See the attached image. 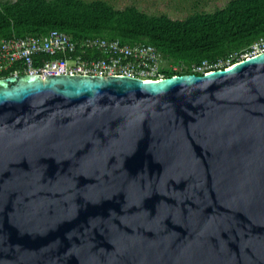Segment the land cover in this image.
Segmentation results:
<instances>
[{
    "label": "water",
    "instance_id": "1",
    "mask_svg": "<svg viewBox=\"0 0 264 264\" xmlns=\"http://www.w3.org/2000/svg\"><path fill=\"white\" fill-rule=\"evenodd\" d=\"M0 264H264V51L0 78Z\"/></svg>",
    "mask_w": 264,
    "mask_h": 264
},
{
    "label": "trees",
    "instance_id": "2",
    "mask_svg": "<svg viewBox=\"0 0 264 264\" xmlns=\"http://www.w3.org/2000/svg\"><path fill=\"white\" fill-rule=\"evenodd\" d=\"M192 4L186 16L173 18L147 13L132 3L116 8L107 0H0V40L58 30L75 40L148 43L182 68L178 73L166 70L171 76L193 73V66L203 61L213 65L230 54L234 63L264 35V0H228L213 11L203 10L198 1ZM15 67L0 72V78L12 75Z\"/></svg>",
    "mask_w": 264,
    "mask_h": 264
},
{
    "label": "built area",
    "instance_id": "3",
    "mask_svg": "<svg viewBox=\"0 0 264 264\" xmlns=\"http://www.w3.org/2000/svg\"><path fill=\"white\" fill-rule=\"evenodd\" d=\"M264 51V35L249 46L241 59ZM101 53L102 57H95ZM47 55V58H43ZM230 54L216 64L203 61L191 68L193 73L224 68L233 64ZM13 74L46 75H122L158 80L165 71L179 72L162 53L148 43H123L118 39L88 37L80 40L66 33L50 30L46 34L18 37L12 35L0 40V72L13 68Z\"/></svg>",
    "mask_w": 264,
    "mask_h": 264
},
{
    "label": "rangeland",
    "instance_id": "4",
    "mask_svg": "<svg viewBox=\"0 0 264 264\" xmlns=\"http://www.w3.org/2000/svg\"><path fill=\"white\" fill-rule=\"evenodd\" d=\"M12 1V0H8ZM116 8H123L129 4H136L138 8L150 14L166 13L173 18L186 16L198 1L199 7L206 11H213L215 8L223 7L228 0H107Z\"/></svg>",
    "mask_w": 264,
    "mask_h": 264
}]
</instances>
